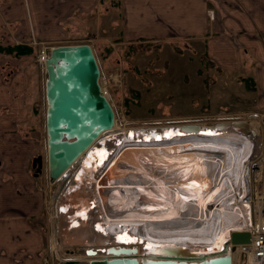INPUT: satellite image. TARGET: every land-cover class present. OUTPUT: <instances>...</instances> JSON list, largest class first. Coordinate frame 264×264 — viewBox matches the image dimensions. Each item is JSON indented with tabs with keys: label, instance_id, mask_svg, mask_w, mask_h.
Here are the masks:
<instances>
[{
	"label": "bare ground",
	"instance_id": "obj_1",
	"mask_svg": "<svg viewBox=\"0 0 264 264\" xmlns=\"http://www.w3.org/2000/svg\"><path fill=\"white\" fill-rule=\"evenodd\" d=\"M199 126L197 132L183 126L121 131L116 123L100 134L59 179L56 251L106 243L100 249L142 244L136 247L142 254L144 246L176 244L200 255L221 252L247 225L232 203L263 143L242 130L219 136L220 129ZM243 247L233 253L234 264ZM65 254L60 257L78 258Z\"/></svg>",
	"mask_w": 264,
	"mask_h": 264
},
{
	"label": "crops",
	"instance_id": "obj_2",
	"mask_svg": "<svg viewBox=\"0 0 264 264\" xmlns=\"http://www.w3.org/2000/svg\"><path fill=\"white\" fill-rule=\"evenodd\" d=\"M119 3L0 0V264H49L48 237L41 224L46 209L45 192L33 167L34 159L42 155L44 148L28 114L34 78L27 73L22 77L5 74L7 69H23L33 62L10 57L2 60L1 52L12 53L17 50L11 49L25 46L32 49L38 39L68 36L77 29L83 14H102L110 19L112 11L117 10L118 19L114 20L120 21L121 36L129 41L203 42L207 57L220 70L254 81V89L247 92L246 98H255L258 108L252 111L264 110V0Z\"/></svg>",
	"mask_w": 264,
	"mask_h": 264
},
{
	"label": "rangeland",
	"instance_id": "obj_3",
	"mask_svg": "<svg viewBox=\"0 0 264 264\" xmlns=\"http://www.w3.org/2000/svg\"><path fill=\"white\" fill-rule=\"evenodd\" d=\"M110 2L115 5L118 1ZM116 11H112L110 19L104 18L102 14L97 17L83 14L77 29L70 31L68 36H55L49 40L38 39V42H33V51L28 53L24 48L32 50L29 46L21 47L23 50L21 53L19 48L11 49L17 50L12 53L1 52L4 56V58L1 57L2 60L10 57L11 60L33 62L32 65H27L23 69L21 67L7 69L5 74L17 73L18 77H22L27 73L28 77L34 78V84L30 86L31 93L33 92L34 95L32 94L33 97L30 100L31 107L28 114L33 119V126L39 132L44 148L41 155L44 167L38 175L46 200L45 216L41 224L48 237L46 249L49 264H65L66 261L60 256L66 255L67 251H69L68 254L76 255L78 258L83 257L86 255L85 250L91 246L77 244L64 246L66 250L64 252L62 248L56 251L54 245L53 210L56 205L54 198L60 194L61 183H59L60 180L53 184L50 182L47 175L48 165L45 163L47 161L45 112L48 105L44 88H46L47 74L45 64L39 62L40 51L43 49L84 44L92 47L100 69V86L107 93L112 110L115 112V124L117 123V128L121 131L193 124L214 127L221 122L246 121L264 141V110L252 111L251 109L258 108L257 103L254 104L255 98L251 100L246 98L247 92L254 89L252 88L254 81H246L244 77L238 79L235 75L220 70L207 57L203 42H191L184 39L178 41L171 39L169 42L127 40L121 36L120 21L114 20L118 19ZM112 26L113 28L110 29ZM8 46L10 49L11 45ZM243 80L246 81L245 86L242 83ZM260 154L262 155V150ZM260 157L253 158L248 166V179L254 183V178H257L254 168L259 171L260 166H263L260 185L264 188V165L261 164ZM34 173H36L35 170ZM105 244L103 246L108 247ZM100 246L97 247L101 248ZM128 246L139 248L142 244H128ZM236 259L235 264H240L239 257Z\"/></svg>",
	"mask_w": 264,
	"mask_h": 264
},
{
	"label": "water",
	"instance_id": "obj_4",
	"mask_svg": "<svg viewBox=\"0 0 264 264\" xmlns=\"http://www.w3.org/2000/svg\"><path fill=\"white\" fill-rule=\"evenodd\" d=\"M44 52L48 56L44 63L47 74L44 89L48 105L45 112V163L48 165L47 175L53 184L59 181L100 134L113 129L116 117L110 100L100 86V69L90 45L58 46L46 48ZM195 125L183 126L181 129L197 132L202 128ZM214 127L220 129L221 133L242 130L241 134L246 138L254 134L257 136L246 121L221 122ZM33 163L35 175H38L44 167L43 157L38 156ZM250 240V232H233L230 242L226 243L221 252L208 255H200L189 247L173 244L153 246L151 249L144 246L145 252L142 254L138 253L136 247H92L79 259H61L66 261L65 264H79L81 259L88 261V264H234L233 253L238 246L249 245Z\"/></svg>",
	"mask_w": 264,
	"mask_h": 264
},
{
	"label": "built area",
	"instance_id": "obj_5",
	"mask_svg": "<svg viewBox=\"0 0 264 264\" xmlns=\"http://www.w3.org/2000/svg\"><path fill=\"white\" fill-rule=\"evenodd\" d=\"M43 49L40 55V64L46 62L47 54ZM103 89V88H102ZM104 94L107 96V93ZM199 134H204L203 131H198ZM221 135H228L229 132L218 133ZM219 136H216L220 138ZM264 142V141H263ZM264 146V144H263ZM262 149V155H260L261 164L264 165V154ZM260 166V163H259ZM263 166H260V170L256 171L254 168V173L256 177L253 181L247 179L248 184L244 183V175L240 178V184L242 185L239 192V199L236 200L237 204L232 203L233 206L237 207V210L243 213L242 217L246 220L247 225L244 227L246 232L251 233V243L249 245H244L242 251L239 252L238 257L240 264H264V188L260 185V176L262 174ZM260 180V181H259ZM253 183V184H252ZM241 193V194H240Z\"/></svg>",
	"mask_w": 264,
	"mask_h": 264
},
{
	"label": "trees",
	"instance_id": "obj_6",
	"mask_svg": "<svg viewBox=\"0 0 264 264\" xmlns=\"http://www.w3.org/2000/svg\"><path fill=\"white\" fill-rule=\"evenodd\" d=\"M105 0H102V2H104ZM108 1H111V0H108ZM118 2L115 4V5H119V0H117ZM113 4V3H112ZM252 88H254V86H252Z\"/></svg>",
	"mask_w": 264,
	"mask_h": 264
},
{
	"label": "flooded vegetation",
	"instance_id": "obj_7",
	"mask_svg": "<svg viewBox=\"0 0 264 264\" xmlns=\"http://www.w3.org/2000/svg\"><path fill=\"white\" fill-rule=\"evenodd\" d=\"M36 172V171H35Z\"/></svg>",
	"mask_w": 264,
	"mask_h": 264
}]
</instances>
